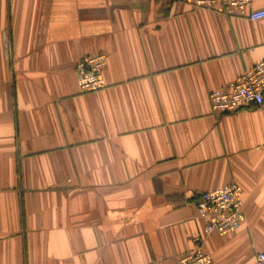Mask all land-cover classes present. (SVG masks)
Masks as SVG:
<instances>
[{"label":"crops","instance_id":"1","mask_svg":"<svg viewBox=\"0 0 264 264\" xmlns=\"http://www.w3.org/2000/svg\"><path fill=\"white\" fill-rule=\"evenodd\" d=\"M98 52L107 87L82 93ZM263 58L264 18L183 0H0V264H177L199 196L230 182L245 219L204 250L256 264L264 104L216 115L209 96Z\"/></svg>","mask_w":264,"mask_h":264},{"label":"built area","instance_id":"2","mask_svg":"<svg viewBox=\"0 0 264 264\" xmlns=\"http://www.w3.org/2000/svg\"><path fill=\"white\" fill-rule=\"evenodd\" d=\"M205 9H218L231 16L248 17L252 20L264 18V8L250 10L253 0H183ZM108 56L98 52L80 59L76 63V74L80 92L94 93L107 87L105 68ZM212 111L216 115L236 112L249 106L264 104V58L247 69L227 87L210 93ZM242 186L230 182L221 187L204 191L196 206L204 220V228L194 237L197 248L183 254L177 264H212V256L204 250L206 237L214 232L227 234L237 231L245 219ZM256 264H264V249L257 255Z\"/></svg>","mask_w":264,"mask_h":264}]
</instances>
